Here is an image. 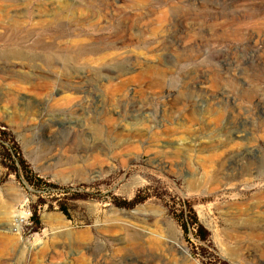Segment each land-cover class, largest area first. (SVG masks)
<instances>
[{"label": "rangeland", "instance_id": "1", "mask_svg": "<svg viewBox=\"0 0 264 264\" xmlns=\"http://www.w3.org/2000/svg\"><path fill=\"white\" fill-rule=\"evenodd\" d=\"M0 264H264V0H0Z\"/></svg>", "mask_w": 264, "mask_h": 264}, {"label": "trees", "instance_id": "2", "mask_svg": "<svg viewBox=\"0 0 264 264\" xmlns=\"http://www.w3.org/2000/svg\"><path fill=\"white\" fill-rule=\"evenodd\" d=\"M9 150V149H8ZM8 155H13L15 157H17L16 161L17 163L24 165V160L22 157H20V155L15 151V150H11V151H7ZM143 201H145L144 196H141L140 193H137L134 198L128 202V207H133L139 203H142ZM186 208L188 209L186 218L183 220L182 226L185 232H188L189 230V225H196L197 226V233H201L202 231V226L198 223L197 217L195 212L193 211L190 202H186L185 203ZM35 219L37 218V214L35 213ZM34 217V216H33ZM202 240L207 239V235H202L200 236Z\"/></svg>", "mask_w": 264, "mask_h": 264}, {"label": "bare ground", "instance_id": "3", "mask_svg": "<svg viewBox=\"0 0 264 264\" xmlns=\"http://www.w3.org/2000/svg\"><path fill=\"white\" fill-rule=\"evenodd\" d=\"M10 12V11H9ZM14 17V16H13ZM16 21V20H15ZM3 23V22H2ZM5 23V22H4ZM16 23V22H15ZM2 28V27H1ZM62 55V54H61ZM49 64V63H48ZM13 197V196H12ZM7 210V209H6ZM141 247V246H140ZM138 248V247H137ZM81 259V258H80ZM154 259V258H153ZM81 261V260H80Z\"/></svg>", "mask_w": 264, "mask_h": 264}]
</instances>
